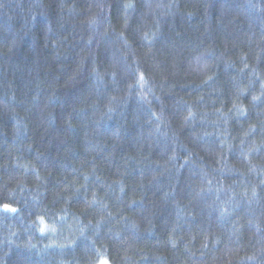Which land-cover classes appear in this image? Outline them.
<instances>
[{
  "label": "trees",
  "instance_id": "1",
  "mask_svg": "<svg viewBox=\"0 0 264 264\" xmlns=\"http://www.w3.org/2000/svg\"><path fill=\"white\" fill-rule=\"evenodd\" d=\"M101 262L264 264V0H0V264Z\"/></svg>",
  "mask_w": 264,
  "mask_h": 264
},
{
  "label": "rangeland",
  "instance_id": "2",
  "mask_svg": "<svg viewBox=\"0 0 264 264\" xmlns=\"http://www.w3.org/2000/svg\"><path fill=\"white\" fill-rule=\"evenodd\" d=\"M100 264H107L106 262H101Z\"/></svg>",
  "mask_w": 264,
  "mask_h": 264
},
{
  "label": "snow or ice",
  "instance_id": "3",
  "mask_svg": "<svg viewBox=\"0 0 264 264\" xmlns=\"http://www.w3.org/2000/svg\"><path fill=\"white\" fill-rule=\"evenodd\" d=\"M5 207L7 208L8 206H7V205H5Z\"/></svg>",
  "mask_w": 264,
  "mask_h": 264
}]
</instances>
